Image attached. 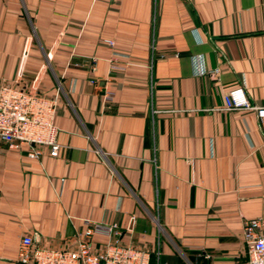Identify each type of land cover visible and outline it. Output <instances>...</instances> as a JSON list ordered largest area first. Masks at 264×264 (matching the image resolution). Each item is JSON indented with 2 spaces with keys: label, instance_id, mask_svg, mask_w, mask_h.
<instances>
[{
  "label": "crops",
  "instance_id": "1",
  "mask_svg": "<svg viewBox=\"0 0 264 264\" xmlns=\"http://www.w3.org/2000/svg\"><path fill=\"white\" fill-rule=\"evenodd\" d=\"M41 67L59 149L0 140V264L22 234L72 243L85 218L115 222L148 264L244 258L241 220L264 218V116L222 93L264 102V0H0V84Z\"/></svg>",
  "mask_w": 264,
  "mask_h": 264
},
{
  "label": "built area",
  "instance_id": "2",
  "mask_svg": "<svg viewBox=\"0 0 264 264\" xmlns=\"http://www.w3.org/2000/svg\"><path fill=\"white\" fill-rule=\"evenodd\" d=\"M102 41L111 50L108 58L109 68L119 67L114 63L116 52L113 50V39L106 37L102 38ZM90 63V68L93 69L94 59ZM37 81L33 80L27 86L7 81L0 84V140L7 147L22 151L31 158L43 153L56 156L59 143L56 139L54 115L58 99L56 94L40 92L36 86ZM113 96L111 87H102L103 102L110 103ZM222 99L226 109H253L258 117L264 116V102L252 104L241 85L225 90ZM83 222V228L72 243L56 247L34 244L29 234H22L13 264L149 263L148 249L123 242L115 222L93 221L88 218ZM95 234H100L105 239L96 244L93 240ZM241 241L244 246V258L238 264H264V218H242Z\"/></svg>",
  "mask_w": 264,
  "mask_h": 264
},
{
  "label": "water",
  "instance_id": "3",
  "mask_svg": "<svg viewBox=\"0 0 264 264\" xmlns=\"http://www.w3.org/2000/svg\"><path fill=\"white\" fill-rule=\"evenodd\" d=\"M42 72V67L38 70L36 76H35V79H34V82H36L40 76V73ZM103 84V80H99L97 82V86H101Z\"/></svg>",
  "mask_w": 264,
  "mask_h": 264
}]
</instances>
